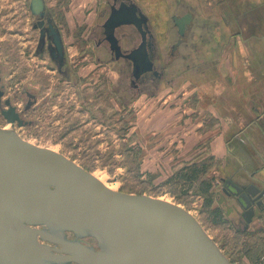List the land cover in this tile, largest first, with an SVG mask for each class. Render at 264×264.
<instances>
[{
    "label": "water",
    "instance_id": "water-1",
    "mask_svg": "<svg viewBox=\"0 0 264 264\" xmlns=\"http://www.w3.org/2000/svg\"><path fill=\"white\" fill-rule=\"evenodd\" d=\"M132 7L117 10L104 24L113 49L117 50L113 35L117 25L134 22L140 26V21H146L142 13L136 17ZM29 10L41 21L46 18L47 23H54L45 0H30ZM176 24L181 33L184 23ZM53 42L60 67L64 50L58 30ZM127 57L135 76L152 67L144 42ZM2 113L12 127H0V264L71 260L78 264H237L179 204L105 186L63 153L23 139L13 124L23 126L24 122L13 106ZM220 180L222 190L236 196L247 229L255 214L254 204L264 209V189L253 183L241 187L230 178ZM67 232L75 238L68 239ZM85 237L92 238L96 248L81 243Z\"/></svg>",
    "mask_w": 264,
    "mask_h": 264
},
{
    "label": "rangeland",
    "instance_id": "rangeland-1",
    "mask_svg": "<svg viewBox=\"0 0 264 264\" xmlns=\"http://www.w3.org/2000/svg\"><path fill=\"white\" fill-rule=\"evenodd\" d=\"M157 1L139 0L153 19L157 14L165 17L158 10ZM101 3V0H45L46 8L61 29L67 63L72 70L71 80L66 81L61 80L47 56L39 57L33 52L36 32L31 23L35 16L27 9V0H0V76L4 97L9 96L18 109L24 100L23 87L39 95L38 104L43 97L48 99L36 111L26 113L25 119L31 120L29 124L15 123L14 129L29 142L63 153L103 178L114 190L162 197L179 204L195 217L233 263L264 264V211L255 212L248 232H236L244 221L235 198L222 191L220 177L228 178L227 170L222 168L215 173L206 162H198L207 165L202 177L211 185L209 205L207 198L196 191L197 181L184 187L179 180L167 183V178L148 175L139 179L138 151L131 144L129 125L140 105L154 109L158 105L159 115H164L163 109L172 101H164L172 92L171 86L163 83L152 93H142L136 103L128 101L123 106L119 102L115 91L118 73L112 63L95 59L90 36L91 28L97 27L96 8ZM176 86L180 91L176 95L180 97L182 88ZM6 125L12 127L0 113V127ZM123 129L128 132L125 142L118 141Z\"/></svg>",
    "mask_w": 264,
    "mask_h": 264
},
{
    "label": "crops",
    "instance_id": "crops-1",
    "mask_svg": "<svg viewBox=\"0 0 264 264\" xmlns=\"http://www.w3.org/2000/svg\"><path fill=\"white\" fill-rule=\"evenodd\" d=\"M203 3L198 51L173 80L164 115L158 105H140L129 122L139 179L164 180L204 161L215 173L223 168L228 178L264 189V0ZM122 131L118 141L125 142L128 132Z\"/></svg>",
    "mask_w": 264,
    "mask_h": 264
},
{
    "label": "flooded vegetation",
    "instance_id": "flooded-vegetation-1",
    "mask_svg": "<svg viewBox=\"0 0 264 264\" xmlns=\"http://www.w3.org/2000/svg\"><path fill=\"white\" fill-rule=\"evenodd\" d=\"M203 1L204 0H158L159 8H157L161 13L165 14V17H161L160 14H157L158 16H155V19H153L152 15L145 12L139 0H101V5L96 8L97 17L94 23L97 24V27L94 25L90 30V36L94 43V57L98 61L104 59L106 62L113 64V69L118 73L115 91L118 93L119 102L123 106H125L128 101H134V99L142 93L154 92L163 83H166L167 86H171L173 80L177 78V75L180 77L184 73L183 68L187 69L191 67L189 63L190 54L197 53V41L199 37L202 36L201 33L204 30L206 23L203 14L200 12L202 5L204 4ZM29 2L30 0H27V9H29ZM125 6L131 8H133L132 6H135V16L141 18L142 13L146 17V21H140V26H137L134 22L117 25L113 31V35L117 40L116 50L111 47L104 24L107 23V20L114 12L122 8L125 9ZM49 13L52 16L50 11ZM174 18H176V20ZM40 21L41 19L35 16V19L31 23L32 29L36 32L34 54L39 57L47 56L61 80H71L72 70L67 63L59 24L55 22L54 18V23H47L46 18H43V20ZM176 23H184L181 33L180 28ZM57 30L59 31L64 50V63L60 67L58 65V51L53 42ZM142 42L145 44L147 57L152 62V67L151 69L140 73L138 76H135L133 62L127 57V55L132 54L133 51L137 50ZM194 66L195 67L192 65L193 68L197 67L196 65ZM0 92L1 115L4 117L2 110H7L9 107L13 106L18 113L19 118L24 122V125L29 124L31 121L25 119L27 116L26 113L31 110L36 111L39 109L40 104L48 101L47 98L43 97V101L38 104L39 95L36 92L23 87L21 93L24 100L22 107L18 109V107L12 103L9 96L4 97L1 76ZM7 99L9 100L8 104L5 102ZM13 125H15V123ZM232 180L241 187H247L253 183L250 181L239 182L234 179ZM256 186L263 189V187H260L259 185ZM223 193L225 192L223 191ZM229 196L233 198L236 197L232 194ZM261 200L264 204V196ZM254 210L255 212L257 211V213L264 211V209H261L255 204ZM242 211L240 212V215ZM66 236L70 240L75 238L70 232H67ZM38 241L43 244L47 243L40 238H38ZM80 241L83 244L93 245L96 248L95 241L92 238L85 237L81 238ZM49 245L51 247H59L58 245L51 243H49ZM54 253L70 257L69 254L65 252L54 251ZM64 264L78 263L71 260Z\"/></svg>",
    "mask_w": 264,
    "mask_h": 264
},
{
    "label": "trees",
    "instance_id": "trees-1",
    "mask_svg": "<svg viewBox=\"0 0 264 264\" xmlns=\"http://www.w3.org/2000/svg\"><path fill=\"white\" fill-rule=\"evenodd\" d=\"M110 108L111 107H109V109ZM206 169L207 165H205L204 163H201V165L199 163L184 165L177 169L171 176H169L166 179V182L170 183L172 180L173 182H175V180H179L183 186L186 185L184 187H190L194 182L197 181L196 191L203 194L205 196V199L207 198L208 203L206 204L209 205L211 201L208 196L211 194V185L209 181H206L202 177V174L206 172ZM248 230V228L244 229L243 226L236 228V232L241 234L248 232Z\"/></svg>",
    "mask_w": 264,
    "mask_h": 264
},
{
    "label": "bare ground",
    "instance_id": "bare-ground-1",
    "mask_svg": "<svg viewBox=\"0 0 264 264\" xmlns=\"http://www.w3.org/2000/svg\"><path fill=\"white\" fill-rule=\"evenodd\" d=\"M11 124V123H10ZM12 125V124H11ZM14 126V125H13ZM4 129H6V128H9V126L8 125H6V126H4L3 127ZM30 143H32V142H30ZM34 144V143H33ZM50 149H52V150H54V151H56L55 149H53V148H50ZM93 175L95 176V177H97L105 186H107V187H109V188H111V189H113L111 186H109L104 180H103V178H101L100 176H97L94 172H93ZM159 199H162V200H166L165 198H162V197H158ZM166 201H169V200H166ZM238 203V202H237ZM239 205V204H238Z\"/></svg>",
    "mask_w": 264,
    "mask_h": 264
}]
</instances>
